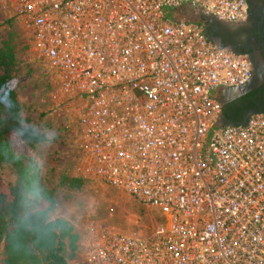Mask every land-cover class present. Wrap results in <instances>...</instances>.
I'll list each match as a JSON object with an SVG mask.
<instances>
[{"label": "built area", "instance_id": "2783aa9c", "mask_svg": "<svg viewBox=\"0 0 264 264\" xmlns=\"http://www.w3.org/2000/svg\"><path fill=\"white\" fill-rule=\"evenodd\" d=\"M244 20L245 0H0L79 134L81 172L164 217L146 236L91 235L85 264H264V116L220 126L218 89L251 65L181 6Z\"/></svg>", "mask_w": 264, "mask_h": 264}, {"label": "rangeland", "instance_id": "374dc122", "mask_svg": "<svg viewBox=\"0 0 264 264\" xmlns=\"http://www.w3.org/2000/svg\"><path fill=\"white\" fill-rule=\"evenodd\" d=\"M183 14L188 20L196 18L193 13ZM6 34H12L20 42L15 92L30 119L54 130L58 136L45 161V170L39 175L59 198L54 218L68 222L78 234V249L69 264H85V246L91 235L104 232L148 235L164 220L158 210L144 207L118 189L91 178L82 179L77 190L66 191L58 186L61 175L78 178L81 172L79 134L75 120L69 115L72 104L61 95L56 75L42 69L19 25L0 7V39Z\"/></svg>", "mask_w": 264, "mask_h": 264}, {"label": "trees", "instance_id": "16d2710c", "mask_svg": "<svg viewBox=\"0 0 264 264\" xmlns=\"http://www.w3.org/2000/svg\"><path fill=\"white\" fill-rule=\"evenodd\" d=\"M18 45L20 42L12 34H6L0 39V86H5L14 93ZM257 93L258 91H252L221 106L220 113L224 121L237 125L246 110L262 114L256 103L264 99V93L259 92V96ZM10 128L11 123L0 118V264H69L78 249V234L68 222L54 218L55 230L40 239L33 238L17 225L20 215L19 191L21 182L28 175L30 158L24 156L17 160L10 151L4 150L8 145ZM38 179L51 194L56 209L58 196L40 175ZM82 183V179L67 175H61L58 179V186L66 191L77 190Z\"/></svg>", "mask_w": 264, "mask_h": 264}, {"label": "clouds", "instance_id": "9594fccd", "mask_svg": "<svg viewBox=\"0 0 264 264\" xmlns=\"http://www.w3.org/2000/svg\"><path fill=\"white\" fill-rule=\"evenodd\" d=\"M0 118L11 123L8 145L4 150L10 151L17 160L25 155L30 158L28 175L21 182L19 191L17 225L33 238H43L55 230L56 210L51 194L38 176L45 170V161L58 139L57 133L31 120L19 95L5 86H0Z\"/></svg>", "mask_w": 264, "mask_h": 264}, {"label": "flooded vegetation", "instance_id": "af4514ba", "mask_svg": "<svg viewBox=\"0 0 264 264\" xmlns=\"http://www.w3.org/2000/svg\"><path fill=\"white\" fill-rule=\"evenodd\" d=\"M245 1L247 11L244 20L227 23L213 19L204 24L206 36L214 38L221 46L233 53L245 55L251 65V78L245 88L246 92L238 96L236 95L237 91L231 92V98L224 102L223 106L252 91H258L257 96H259V92L264 93V38L258 31L260 22L264 17V0ZM261 32L264 33V24ZM256 106L264 116V99L256 103Z\"/></svg>", "mask_w": 264, "mask_h": 264}, {"label": "water", "instance_id": "95a60500", "mask_svg": "<svg viewBox=\"0 0 264 264\" xmlns=\"http://www.w3.org/2000/svg\"><path fill=\"white\" fill-rule=\"evenodd\" d=\"M200 17H201L205 22H206V21L213 20V18H211V17H209V16H205V15H203V14H200ZM200 17H197V20H198V21L200 20ZM263 24H264V17H263V19L261 20L260 25H259V28H258L259 34L264 38V33L261 32V29H262ZM207 38H208V40H210L211 42H216L220 47H223V46H221V45H220V44H219L214 38H211V37H208V36H207ZM263 62H264V56H263ZM247 83H248V82H247ZM247 83H246L245 85L241 86V87H238V88H230V89H229V94H230L231 92H235V91L238 92V93L236 94L237 96L240 95V94H242V93H245V92H246V91H245V88H246V86H247ZM219 104H220V106H223L224 101H223V102L220 101ZM253 113H255V112H254V111H246V112L244 113V115H243L241 121H240L237 125H243V124L245 123L246 118H247L250 114H253ZM219 125H220V126H226V125H234V124H233V123H229V122H225L224 119H223V116L220 115Z\"/></svg>", "mask_w": 264, "mask_h": 264}, {"label": "crops", "instance_id": "0c3cea01", "mask_svg": "<svg viewBox=\"0 0 264 264\" xmlns=\"http://www.w3.org/2000/svg\"><path fill=\"white\" fill-rule=\"evenodd\" d=\"M183 12H186V13L189 12V14L193 13L194 15H196V18L194 20H191V21L198 22L200 24H202V22H203L205 24V21L200 17L201 13L197 9L191 8L189 6H185V5L181 6L180 8L174 10L173 14H174V16L186 19L185 15L183 14ZM197 17H200L199 21L197 20ZM186 20H188V19H186ZM215 97H216V100L218 101V103L220 101L221 102H223V101L226 102L227 100H229L231 98V96L229 94V89H218L216 94H215ZM223 98L225 100H222Z\"/></svg>", "mask_w": 264, "mask_h": 264}]
</instances>
